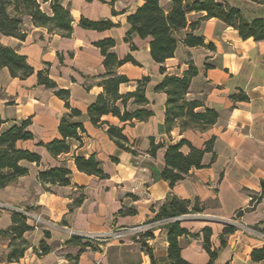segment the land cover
Listing matches in <instances>:
<instances>
[{
	"label": "crops",
	"instance_id": "obj_1",
	"mask_svg": "<svg viewBox=\"0 0 264 264\" xmlns=\"http://www.w3.org/2000/svg\"><path fill=\"white\" fill-rule=\"evenodd\" d=\"M39 1L43 10L50 14V0ZM218 1L239 8L249 20L264 18L263 4L251 0ZM62 5L73 19L70 38L49 34L46 28L27 24L25 41L0 34V45L25 56L36 73L48 70L49 78L58 88L70 92V108L82 114L72 121L82 123L86 132L81 137V144L71 142L69 153L57 157L49 154L39 144L62 139L58 127L70 109L52 90L38 84L36 74L20 80L12 78L7 70L2 71L0 119L4 123L0 127V135L10 127L30 120L33 140L19 142L17 146L39 154L41 162L38 165L21 162L28 174L0 189V202L29 208L69 228L93 233L150 222L172 197L189 201L190 209L198 202L199 207H203L215 221L190 218L181 223V228L188 231V235L179 239L181 257L186 262H210L204 247V230L210 229L211 250L217 255L212 264H264L255 263L251 258L254 250L264 247L260 238L237 230L225 236L223 241L220 239L224 222L232 219L239 210L244 214L238 223L264 230V196L254 208L248 209L250 196H261V182L264 181V42L244 41L236 30L215 18L201 21L193 34L202 37L205 44L212 45L213 49L188 48L180 44L175 56L164 63V68L166 74L182 77L188 70V63L192 62L198 75L191 82L187 99L201 101L205 107L216 110L219 119L202 133L181 132L179 128L169 132L165 125L167 97L154 91L164 75L151 58L149 39L142 40L133 35L125 42L129 30L127 18L143 5V1L63 0ZM161 5L168 9L169 0H161ZM204 16L191 13L188 20L196 22ZM81 18L94 22L109 20L115 27L104 32L85 30L79 27ZM188 32L189 29L183 30L180 38L184 39ZM106 39L115 41L113 52L120 59L130 55L138 64L127 63L118 68L117 73L130 81L120 86V94L134 92L138 81L150 79L145 109L153 113L151 118L132 123H122L112 116L102 119L123 129L127 146L133 152L121 150L115 144L107 134V125L95 126L87 117L88 107L103 93L100 83L106 71L95 43ZM239 91L248 96L249 102L231 100L230 97ZM137 109L139 107L131 100L127 110ZM212 137L216 141L213 153L205 154L203 158L205 168L191 170L185 180L171 189L169 183L161 178L166 147L187 140L194 147L203 148ZM153 141L163 145L154 155L150 153ZM182 152L188 154L189 148L184 146ZM93 155L101 162L106 179L77 170L75 157L88 159ZM61 165H66L71 171L69 186L42 185L38 181L40 172ZM11 226L12 213L0 210V231ZM24 238L35 246L43 240L52 248V252L45 256L38 252L40 257L31 254L30 264H124L111 263L108 250L132 244L131 239H126L91 253L78 251L79 245L66 244L68 237L60 230L34 229ZM137 241H143L152 252V260L147 252H141V264H152V261L154 264H170L167 230L156 233L155 238ZM8 243L10 240L0 238V248L7 249ZM53 244L56 247L53 248ZM64 251L74 258H65L62 255ZM27 258L25 255L24 259Z\"/></svg>",
	"mask_w": 264,
	"mask_h": 264
},
{
	"label": "trees",
	"instance_id": "obj_2",
	"mask_svg": "<svg viewBox=\"0 0 264 264\" xmlns=\"http://www.w3.org/2000/svg\"><path fill=\"white\" fill-rule=\"evenodd\" d=\"M63 0H50L48 14L43 10L39 0H0V34L4 37L16 38L25 41L27 37L26 25L30 24L34 27L46 28L49 34H59L63 37L70 38L73 32V19L67 8L62 5ZM104 2V0H98ZM143 5L140 6L133 14L128 16L127 23L129 30L127 32L125 42H128L131 36L136 35L142 40L149 39L150 55L153 61L160 66V73L164 75L161 83L154 87L155 92L164 93L167 97L165 109V125L170 132L175 128H179L181 132L197 131L205 132L214 126L218 119L219 113L216 110L209 109L203 105L201 101L188 100L191 82L198 75L195 65L188 63V70L182 77L166 74L164 63L175 56L180 44L188 48L208 47L213 49L212 45L207 46L202 37H197L193 32L199 27L203 20L217 19L238 32L239 37L246 41L253 39L255 42H264V18H255L249 20L243 12L228 3H222L218 0H169L168 9H164L161 0H142ZM253 2L263 4L264 0H251ZM191 13L205 14L196 22H189L188 16ZM79 27L85 30L104 32L115 27L109 20L90 21L81 18ZM189 29L184 39L179 34ZM116 43L112 39H106L95 43V47L100 50L103 57V66L105 74L101 77L100 86L103 93L100 94L95 102L87 109V117L95 126L107 125L108 136L115 144L124 151L133 152L127 146L128 141L123 135V129L109 125L102 119L112 116L119 119L120 122L126 123L133 121H147L153 113L145 107L148 104L146 98V90L150 84L149 78H143L137 82V88L134 92L120 94V86L129 84L130 81L126 76L117 73L118 68L131 63L138 65L130 56L120 59L113 52ZM135 47H132L134 50ZM206 68H210L206 65ZM7 70L12 78L25 80L36 74L37 82L40 86H44L48 90H52L54 95L63 100L66 107L70 109L69 115L63 117L58 130L62 139H55L47 144L40 143L49 154L54 157L67 154L71 151V142L75 141L81 144V137L85 134L83 124L73 122V118H80L81 112L77 109H71L69 105L70 92L68 90L59 89L57 84L49 78L48 70L35 72L34 68L27 62V58L18 54L15 50L0 45V74ZM2 89L0 87V95ZM231 100L234 102H249L248 96L239 91L238 94L232 95ZM132 100V104L139 107L134 111H128V103ZM4 122L0 119V127ZM31 121L26 120L20 124L10 127L0 135V189L6 188L12 182L20 177L26 176L28 170L20 165L25 161L28 163L40 164L41 156L35 152L21 149L17 146L19 142L33 140V134L29 130ZM216 138L212 137L205 142L203 148L194 147L189 141L182 140L176 145L166 147L164 156V168L161 178L169 183L173 189L179 182L185 180L189 172L193 169L200 170L205 168L203 158L205 154L213 153ZM163 145L152 142L150 153L155 154L156 150ZM189 148L188 154L182 152V148ZM215 160V155L212 162ZM75 166L79 172L89 176H96L100 179H106L101 162L95 156L88 159L84 157H75ZM113 161H116L113 159ZM71 171L66 165L52 168L48 171L38 174V181L42 185H70ZM261 196H250L249 208L252 209L258 204L264 196V181L261 182ZM189 201L180 200L176 197L169 199L161 212L155 217L156 219L178 217L188 214H204L205 209L199 207L198 202L190 209ZM243 210L235 213L237 218L242 217ZM181 222H175L167 226L168 241V259L170 264H190L181 257V246L179 239L188 235V231L181 228ZM34 230L19 213H12V226L7 230L0 231V238L14 241H21L23 246L19 251H13L7 258L9 264L19 261L24 257L28 250L24 235ZM237 228L233 225L226 224L220 239L223 241L225 236L234 234ZM264 233V230H258ZM204 247L210 256V262L216 258V253L211 250L209 238L211 230L205 229ZM48 235V234H47ZM150 237V235H148ZM197 237V235H194ZM80 239L68 240L66 244L79 245L82 243ZM89 244V243H86ZM145 245V244H144ZM145 247H147L145 245ZM41 256L48 255L52 252V248L44 241L40 243ZM82 252V251H80ZM147 254L152 260V252L147 248ZM252 261L255 263L264 262V247L254 250L251 254ZM152 264L154 262L152 261Z\"/></svg>",
	"mask_w": 264,
	"mask_h": 264
},
{
	"label": "built area",
	"instance_id": "obj_3",
	"mask_svg": "<svg viewBox=\"0 0 264 264\" xmlns=\"http://www.w3.org/2000/svg\"><path fill=\"white\" fill-rule=\"evenodd\" d=\"M0 210H7L11 213H19L23 215L26 218L27 222L30 223L34 229L42 228L46 230H60L65 232L68 237V240L80 239L83 242H87L96 246L100 250H103L104 247L111 245L112 243H122L126 239L135 238L136 240H149L151 238H155L156 233H161L162 231H165L168 225L175 222L182 223L190 218L215 221V218L211 217L210 215H207L206 213L188 214L178 217L161 218L156 220L154 219L150 222H146L132 227H113L106 232L93 233L78 231L73 228H69L61 223H57L49 218H46L41 213H38L32 209L22 206H14L0 202ZM239 219L240 218H237L234 215L232 219L225 221L224 224L233 225L240 232L247 235L255 236L264 241V233H261L260 231L255 230L251 227L245 226L242 223H238ZM148 235H150V237ZM38 254H41V252L38 251Z\"/></svg>",
	"mask_w": 264,
	"mask_h": 264
},
{
	"label": "rangeland",
	"instance_id": "obj_4",
	"mask_svg": "<svg viewBox=\"0 0 264 264\" xmlns=\"http://www.w3.org/2000/svg\"><path fill=\"white\" fill-rule=\"evenodd\" d=\"M27 243V247L28 250L25 252L24 257L22 259L25 258V255L28 256L27 259H24V261H16L13 262L11 264H30V261H28L31 258V254H35L37 257L38 256L36 250L40 249V243H37L36 246L34 244H32L29 240L25 239ZM45 242V241H44ZM132 244H128L127 246H123L122 248H119L118 246H115L114 248H109L108 250V256L110 259L111 263H118V262H123L124 264H141V252H143L144 254H146L147 252V247H145L143 241H137L135 238L131 239ZM46 243V242H45ZM47 244V243H46ZM23 244L21 241H14L12 243H8V248L7 249H3L0 248V264H9L7 262V258L9 257V255L13 252V251H19L22 248ZM53 248L56 247V245H52ZM51 247V246H50ZM78 251H88L91 253H97L98 252V248L92 244H86L84 242H82L80 244V248ZM62 252V251H61ZM78 253H76L75 257L78 256ZM65 258H71L70 260H72L73 255L68 254L67 251H64L62 254ZM122 257V258H121Z\"/></svg>",
	"mask_w": 264,
	"mask_h": 264
}]
</instances>
